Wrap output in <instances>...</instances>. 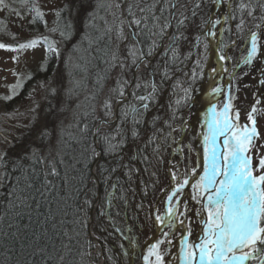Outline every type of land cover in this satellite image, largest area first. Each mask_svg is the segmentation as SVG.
<instances>
[{"label":"rangeland","instance_id":"374dc122","mask_svg":"<svg viewBox=\"0 0 264 264\" xmlns=\"http://www.w3.org/2000/svg\"><path fill=\"white\" fill-rule=\"evenodd\" d=\"M105 1L103 21L107 27L109 26V30H112L111 36L114 39V71L111 80H115L112 84L106 85L102 96L96 103L94 101L99 120L94 133V139L95 135L97 137L95 143L97 155L92 164L93 182L100 185L98 174L100 176L106 175L104 167L102 168L101 165L103 162V152L99 147L102 142L100 141L101 136L108 144L115 140L113 139L115 136H117L116 142H120L123 138L121 127L125 123L124 117L125 120L130 121L135 115L133 109H135L136 101L134 103L132 98L135 86L137 93L148 87L145 101L151 105L147 117L152 116L153 121L152 119L146 120L148 133L142 134L137 142L128 145L126 154L125 152L119 154L118 163L120 165L128 163L126 161L127 156L133 154L138 157L137 151L141 144L151 141L148 136L152 138L153 134H160L162 138L160 146L162 159L159 156V151H152L158 159L162 160V163H156L155 159L152 158L150 163L148 161L145 174L149 187L151 186L146 194L151 204L142 205L143 209L138 216L135 214L136 211L134 212L137 223L129 234L125 232L124 235L118 234L124 240L121 244L122 249H127V253L124 255L125 262L127 264H141V249L143 244L154 234L155 217L159 215L164 220L167 210L175 205L182 196L181 192L177 193L176 198L166 207L168 196L175 190L172 188V184L176 187L177 183H183L185 179H188L189 173L194 174L193 169L195 172L198 170V162L193 147L195 135L186 126V122L191 119L196 106L195 99L202 87L205 61H207L205 56H207L209 48L204 37V31L211 16L214 0H166L170 8V18L173 16L175 22H173L172 29L169 30L170 36L163 41L161 40L164 49L159 52L160 55L156 56L153 62L149 61L151 58L141 55L137 38L133 36L134 31L128 27L130 20L124 16L127 0H103V2ZM150 1L154 2V0H138L136 2L139 4L142 2L140 5L144 8ZM228 1L225 0L224 2L227 4ZM97 3L98 0H3V3H0V44L8 46L0 48V158L2 160L6 158L9 148H12L14 150L23 149L20 151L29 157L36 154L45 162L48 160L53 162L58 147L62 144L60 136L70 132L74 121L78 122L84 102L89 100V95L93 96V88L88 86L87 81L84 84L86 72L76 74L80 65L83 64L81 62L82 49L78 46V37L90 22L88 13L94 10ZM256 3L258 1L254 2L255 5H247L246 8L245 4L242 9H237L233 5L232 12L244 14L250 20L248 21L250 27L251 19L255 18L257 13H261L264 19V0H260L258 5ZM117 4L119 7H116ZM37 13L41 15L38 16ZM63 13L64 15H62ZM59 16L63 19L62 23H67L73 32L68 39L65 38L61 30L59 31L57 26L60 20ZM119 21L120 23H118ZM254 21L256 23V20ZM214 22L213 31L216 39L222 24L220 13L216 14ZM231 22L236 30L241 29V24L243 27H247L246 24L242 23L241 17H235ZM159 25L156 29L157 35H160L163 29V25L161 23ZM224 25L226 28L230 26L228 18L225 19ZM123 28L125 31L122 32ZM261 28H264V24ZM165 30L169 32L168 24ZM115 31L116 34L113 33ZM241 31L242 29L240 33ZM262 34V40L257 43L259 48L264 44V32ZM33 40L36 41L35 46L20 48L21 44H27ZM206 45L207 47H205ZM220 48H223L221 44ZM162 53H166L164 56V58L167 57L166 64L162 58ZM194 55L196 57L192 66L186 69L192 73L189 76L185 74L183 69L190 64L191 60L193 61ZM253 61L254 64L251 69L244 68L235 76L234 82H237V86H239V96L236 94V102L240 105L247 103V96L248 98L251 96L248 85L244 86V89H248L246 90L247 93L241 88L246 82L244 80L247 74L250 75L249 82L253 84L252 76L259 70L257 68H259L261 61L256 57H253ZM174 66L180 68L177 72L173 69L176 78H170L166 67L170 71ZM152 73L154 74L155 88L150 93V90L153 89ZM194 73L197 75L193 79ZM171 79L174 80L171 81ZM82 85L83 87H81ZM121 101L122 103H120ZM130 102L133 104L130 105ZM106 103L109 105L108 108L105 107ZM118 104L121 105L117 109ZM86 106H88V102ZM172 109L176 112L177 123L167 131L162 125L163 122L160 121L169 117ZM262 111L261 136L259 135V139L257 137L255 141L249 144L250 150L246 154L250 158L254 147L255 162L258 161V158L264 157V110ZM172 115L174 116V111ZM126 126L129 133L130 129L127 124ZM117 128H120L119 133H115ZM153 131L154 133H152ZM109 132L113 135H110ZM166 134H169L167 141L165 140ZM153 137H157V135ZM156 139L158 138L152 140L153 144L156 143ZM164 141H166L165 144ZM124 166H121L117 172L120 173ZM130 167L133 168V172L136 170L137 175L140 174L141 167L139 165H130ZM173 174H175V179ZM259 174L254 175L258 177L261 175ZM138 178L139 176L136 178L135 185L137 191L140 190L141 186L140 178ZM130 181L133 185L135 177L131 176ZM112 192L111 197H115L116 188ZM155 194L157 195L154 196ZM194 196H197V191L192 186L191 198L196 204V201L199 202V198L193 199ZM97 198L98 194L91 208L95 206V212L100 209L101 217L95 218L94 212L91 228L89 226L90 220L88 224L91 229V236L97 239L96 242H91L94 247L91 251V264H116L123 260L117 255L118 249L115 248L112 257L105 254L104 239L102 237L100 239L93 231L95 221L106 233H108L107 230L109 231L106 222L109 204L107 207H102L104 201L101 194L99 200ZM188 200L186 197L185 200L179 202L180 206L176 212L177 220L173 222L176 225L172 223L162 229L158 240V252L150 256V264H157V255L162 258V264H165L169 258L168 254L171 252L175 254L171 263H180L181 247L179 244H182L183 222L186 223L188 230H192L190 239L192 245L194 227L192 217L195 207L194 204L192 205V201ZM191 205L193 209H191ZM130 211L131 209L127 212ZM133 234L135 239L130 241ZM257 248L259 252L254 258L247 260L245 264H264V246L258 242ZM244 251H249V249L246 248Z\"/></svg>","mask_w":264,"mask_h":264},{"label":"trees","instance_id":"16d2710c","mask_svg":"<svg viewBox=\"0 0 264 264\" xmlns=\"http://www.w3.org/2000/svg\"><path fill=\"white\" fill-rule=\"evenodd\" d=\"M136 1L138 0L128 2L124 16L128 20H132V16L128 13L129 5H132L135 18L147 17L146 20L142 21L139 28L133 26L132 30L139 33L135 37L139 48H141V55L149 58L155 53L166 34L165 27L170 19V8L166 0H154L153 3L150 1L144 8L140 5L142 2L139 4ZM236 3L241 5L243 0H236ZM105 5L106 1L98 0L94 10L88 13L90 22L78 37V46L82 49L81 62L83 64L80 65L76 74L86 72L84 84L87 81L88 86L93 88V96L89 95V100L84 102L78 122H73L70 132H63L64 134L60 136L62 144L59 145L53 162L51 160L45 162L36 154L29 157L20 151L23 149L9 148L6 158L3 159V166H0L1 175L5 172L8 174L7 179L0 180V185H2L0 186V264H91L92 262L91 251L94 247L88 231V221L91 206L99 189L92 177V164L96 158V155H93L94 152L96 153L94 133L99 120L94 106L104 93V87L112 84L115 80H111L114 71L113 53L115 45L111 36L112 30H109V26L107 27L103 21ZM141 9L145 11L141 12ZM59 19L57 23L59 31L61 30L65 38L68 39L73 32L67 23H62L61 16ZM160 23L163 25V29L160 35H157L156 29ZM123 31H125L124 28ZM113 33L116 34L117 32ZM162 58H164V54H162ZM166 60L167 57L164 58V63ZM179 68L174 66L169 71V68L166 67L169 77L173 78L175 71L177 72ZM184 72L189 76L192 74L190 70H184ZM196 75L193 74V79L196 78ZM153 76L152 73L151 77L154 78ZM143 90L137 93V87L135 86L133 89L134 96L132 98L134 103L136 101L137 107L135 103V115L130 121L125 120L124 117L125 123H122L121 127L123 138L120 142H116L117 136H115L113 138L115 140L108 144L101 136L100 141L102 142L99 144L103 152L101 165L106 174L104 176L98 174L101 196L104 201L102 207H107L110 198L111 207H108L109 212L106 218L109 226L108 233L96 221L93 231L100 239L101 237L104 239L105 254L112 257L115 248L118 249L117 255L123 260L116 264H127L124 258L127 249H122L121 244L124 240L119 237L120 233L122 235L124 232L129 234L137 223L134 212L136 211L135 214L138 216L143 209L142 205L151 204L149 197L146 196L148 188H151L146 180L147 176H145L148 161L150 163L153 158L156 163H162V160L158 159L155 153H152L153 150L159 151L160 155H158L162 159L160 134H153L152 138L148 136L151 141L141 144L137 151L138 157L135 154L127 156L126 161L128 163H125L127 165L118 163L119 154L123 152L126 154L128 145L137 142L142 134L148 133L146 120L152 119L153 121L152 116L147 117L151 104L149 105L145 99H140V97H146L148 87ZM87 102L88 106H86ZM132 104L133 102H130V105ZM173 111L174 116L172 115ZM172 113L165 120L160 121L163 122L162 125L167 131L177 123L174 109H172ZM156 119L158 118L156 117ZM126 124L130 129L129 133ZM119 129L117 128L115 133H119ZM156 135L157 137H153ZM168 135L166 134V141ZM153 138H158L154 144L152 143ZM135 164L141 167L139 175L136 174V170L133 172V168L130 167V165ZM17 165H19L18 170ZM121 166L124 167L119 173L117 171ZM52 167L56 168L57 175L55 176L51 174ZM23 176H27L28 180L25 181ZM131 176L135 177L133 185L130 181ZM137 176H139L141 184L139 191L135 186ZM17 177H21L19 183H17ZM29 184L31 187H28ZM113 185L117 190L115 197H111ZM14 189L16 195L10 196L9 194ZM21 190H23L24 196L30 197L28 201L30 207L21 206L20 201L16 199V196L21 195ZM33 197L34 199H32ZM10 200L16 207H8ZM85 200L91 202L90 207L85 204ZM129 209L131 211L128 213ZM99 217H101L100 209L95 212V218ZM105 233L106 235H104ZM134 239L133 234L130 241Z\"/></svg>","mask_w":264,"mask_h":264},{"label":"snow or ice","instance_id":"6c2138e0","mask_svg":"<svg viewBox=\"0 0 264 264\" xmlns=\"http://www.w3.org/2000/svg\"><path fill=\"white\" fill-rule=\"evenodd\" d=\"M0 3H3V0H0ZM116 7L119 5L117 4ZM143 11L145 10L141 9V12ZM128 13L132 16V20L128 22L130 29L133 26L139 28L142 21L147 19V17L135 18L132 5H129ZM37 15L41 14L37 13ZM153 18L155 19V17ZM138 34L133 32L134 37ZM208 35H212V33H208ZM35 44L36 41L33 40L27 44H21L20 48L33 47ZM4 47L8 46L0 44V48ZM256 52L257 45L253 33L251 51L246 62H249ZM140 99L144 100L145 97H140ZM105 107L108 108L109 105L106 103ZM229 108L230 105L224 106L222 118H218L215 106L209 109L211 119L206 121L208 132L203 135L204 174L200 176L197 184L193 185L197 191V196H194L193 199L199 198V202L207 210V219L202 221L205 224V235L199 244L188 245L186 249L181 248V264H245L259 252L258 242L264 246V175L259 177L252 175L249 158L245 155L248 144L257 134L256 120L249 113L248 119L251 121L252 127L249 129L245 125L242 130H239L234 123V118L229 115ZM255 111L256 109L253 108L252 112ZM238 117L239 111L237 110L235 118L238 119ZM220 137H224L225 152L217 150ZM93 155L97 154L94 152ZM0 166H3L2 158H0ZM16 167L18 170L19 165ZM261 167H264V160H261ZM192 171L195 173V169ZM51 174L57 175L55 167H52ZM7 178L6 172L0 175V180ZM173 178L175 179V174H173ZM20 179L21 177H17V183ZM23 179L27 181L28 177L23 176ZM188 183V179H185L183 183H177L173 193L168 196V202L171 203L177 193L181 192ZM28 187L31 185L29 184ZM113 187L115 188V185ZM205 193H207L206 196ZM9 195L15 196V189ZM16 199L20 201L21 206L30 207L28 204L30 197L24 196L23 190H21L20 196H16ZM85 204L91 206V202L88 200H85ZM179 206V202H177L167 210L166 220H163L159 215L155 217V220L161 224L171 225L176 218ZM8 207L14 208L16 205L10 200ZM110 207L111 202L109 201ZM29 219H31L30 216ZM246 248L249 251H244ZM156 259L157 264H162V258L159 255Z\"/></svg>","mask_w":264,"mask_h":264},{"label":"flooded vegetation","instance_id":"af4514ba","mask_svg":"<svg viewBox=\"0 0 264 264\" xmlns=\"http://www.w3.org/2000/svg\"><path fill=\"white\" fill-rule=\"evenodd\" d=\"M257 1L259 3L260 0H257ZM245 2H246L245 6L252 5V0H247V1L243 0L242 4H244ZM258 3L256 4L258 5ZM233 5L236 6V3L233 2L232 5L230 3L226 5V9L230 10V12L226 13V18L230 20V23H232L231 22L232 19L238 16L236 13L232 12ZM241 17L242 19H247V17L244 14L241 15ZM223 18L224 17H222L221 15L222 21H223ZM253 20H256V23L255 21L253 22ZM248 21L250 20H246V23H245L247 27L245 26L241 28L242 29L241 33H240L241 29L236 30V29L231 28L229 30L221 31L222 33L218 35V41H217L218 48L222 50V53L224 51V59H221L222 56L220 55L221 56L220 59H221L223 66L219 62L220 59H217V60L214 59L211 61V64H210V72L212 73L215 69H218L219 63L221 65L220 68H222V71L217 72L214 76H210L209 74H206L205 69H206L207 63L210 58L209 50H208L207 56H205V59L207 61H205L206 64H205V69H204V77L201 82L202 87H201L198 97H196L195 99L196 106L193 111V114L191 115V119L186 122V126L189 128V130L194 132V135H195L193 147L195 149V153H196L195 156L197 158V162H198V154H197L196 143L198 140V134L200 132V134L202 135V139H203V135L207 134L208 129L206 126V121L211 119V115L209 114V109H211L213 106H215V111H216L218 118H222V112H223L224 106L230 105L229 115L234 118V123L237 125V129L239 130H242L245 125H247L249 129L252 127V123L248 119L249 113H251L256 120L255 127L257 131H259L260 136H261V132H262L261 129L263 127L262 126L260 128L261 118H263V115L261 114H263L262 110H264V95H263L264 75L262 79H260V81H258L257 79H258V75L260 74L259 72L264 66V64H263V60L259 52H258L259 55H257L256 59H259L261 63L259 62V68L255 66L259 70L255 75L252 76L254 83L251 84L249 82L250 75L247 74L244 80L246 82L241 87L246 93H247L246 90L248 89H244L245 85H248L249 89L251 90V96L249 98L247 96L246 98L247 103L245 102L244 105H240L236 102V94H238L239 96V86H237L238 83L234 81H235V76L238 74H236L234 77H231L230 81H227V79L234 72V70L237 68V66L240 64V62L243 60V58L246 56L247 52L249 51L248 48H250V42L252 41V34L253 33L257 34L255 37L256 45L263 38V34L259 33L260 30L262 29L261 28L262 24H264V19H263L262 14L257 13L255 15V18L251 19L252 23H251L250 28H248L249 27ZM205 39L207 40V44L209 46L208 38H205ZM220 44L223 48H220ZM225 44H226V47H224ZM258 48L259 47L257 45V51H258ZM253 64H254V61L253 59H251L249 62H245L240 70L244 68H246L247 70L251 69ZM209 95L212 96V99L209 98ZM198 108H199V112H197ZM253 108L256 109L255 112H252ZM237 110L239 111L238 119L235 118V112ZM196 113H197V117L201 116L202 118L201 124L199 126H198V122H196L197 120H195ZM197 126L199 128L198 132L196 131L197 129L195 130V127L197 128ZM223 139L224 137L219 138L218 146L223 145ZM257 139H259V137ZM225 151L226 150L223 147L222 152H225ZM254 152H255V148L253 147V151L249 158L251 159L249 160L251 162L250 169L251 171H253L255 175H258L261 171H263V167H261V160H264V157L258 158V161L255 162ZM197 167H198V163H197ZM203 174H204V170H203ZM190 175L191 173L188 174V177ZM218 180H219V177H218ZM190 190H192V187ZM204 195L206 196L207 193H205ZM186 197L187 196H184L183 200H185ZM188 199L192 201V205H193L194 202L192 198L187 197V200ZM192 205H191V209H193ZM194 207L195 208L193 209V217H192V220L194 221L193 243L191 241L192 245L199 244L201 242V239L204 237L205 224L202 223V221L207 219V210L203 208V204L201 202L196 201V204H194ZM176 220L177 218H175L174 222H176ZM173 224L176 225V223H173ZM191 236H192V230L191 229L188 230L186 223L183 222L182 224V244H179V247L181 248L184 247L186 249L188 245H191L190 244ZM168 257L169 258L165 264H173L171 263V261H173L175 258L174 252H171L170 254H168ZM180 260H181V251H180ZM179 264H181V261Z\"/></svg>","mask_w":264,"mask_h":264},{"label":"water","instance_id":"95a60500","mask_svg":"<svg viewBox=\"0 0 264 264\" xmlns=\"http://www.w3.org/2000/svg\"><path fill=\"white\" fill-rule=\"evenodd\" d=\"M222 9V11L224 12L225 10V6H224V3H223V0H216L215 2V5H214V9L212 11V14L210 16V19L207 23V26H206V29H205V34H206V37L208 38L209 40V43H210V58H209V62L207 64V67H206V73L208 72L209 70V67H210V63L212 61V59L214 58H217L218 57V51H217V47L214 45V42L212 41V39L210 38L211 35H208V33H210V28L212 26V22H213V19H214V16L215 14L220 10ZM173 27V16L171 17L170 19V23H169V30H171ZM264 31V29L262 30ZM170 31L168 32L167 34V38L169 37L170 35ZM164 48H163V45H161L160 49H159V52L162 51ZM159 52L156 53V55L150 59L149 61L153 62L154 58L159 54ZM248 56L249 54L247 55V57L244 59V61H246L248 59ZM132 86H133V83H132ZM122 103V101L120 102ZM121 104H118L117 105V109L118 107L120 106ZM200 108V107H199ZM199 108L197 110V112H199ZM197 114V113H196ZM97 137L95 135V143L97 142L96 141ZM198 155L200 157V165H199V172L197 175H195L194 177H191L189 178V183L188 185H186L184 187V189L182 190L183 193H186L188 194L189 193V188L190 186L193 184L194 181L198 180L199 176L201 175V171L203 169V156L204 154L202 152H198ZM98 159L96 160V163H97ZM99 196H100V191L98 193V198L97 200H99ZM94 212H95V206H93L90 210V228H91V224L93 223V218H94ZM166 225V223L162 224L160 227L157 228V231L143 244L142 246V249H141V264H149V256H150V251H149V248L153 245V243L155 242V240L157 239L160 231L164 228V226ZM89 228V230L91 231V229ZM92 239L96 242L97 239L92 237ZM99 245H100V242H98ZM145 257H147V259H145Z\"/></svg>","mask_w":264,"mask_h":264},{"label":"bare ground","instance_id":"6f19581e","mask_svg":"<svg viewBox=\"0 0 264 264\" xmlns=\"http://www.w3.org/2000/svg\"><path fill=\"white\" fill-rule=\"evenodd\" d=\"M209 98L212 99V96L209 95ZM195 120H197L196 122H198V126H199L201 124L202 118H201V116L197 117V114H196ZM198 126H197V128L195 127V130L197 129L196 130L197 132H198V129H199ZM196 147H198V149H200V151H203L202 148H204V145H203L202 135L200 134V132L198 134V140H197V143H196ZM173 187H174V185H173ZM158 226H159V223H157V221H155V227H154V230H153L154 232L157 231ZM150 251L157 252L158 251L157 245L155 244V245L151 246L150 247Z\"/></svg>","mask_w":264,"mask_h":264}]
</instances>
